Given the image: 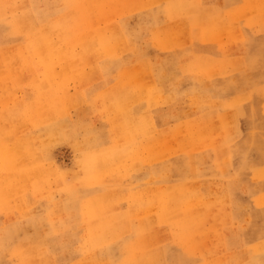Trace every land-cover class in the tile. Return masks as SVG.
Masks as SVG:
<instances>
[{"label":"rangeland","instance_id":"374dc122","mask_svg":"<svg viewBox=\"0 0 264 264\" xmlns=\"http://www.w3.org/2000/svg\"><path fill=\"white\" fill-rule=\"evenodd\" d=\"M166 2L200 24L201 0H0V264H264V0L204 10L214 70L147 47Z\"/></svg>","mask_w":264,"mask_h":264},{"label":"crops","instance_id":"0c3cea01","mask_svg":"<svg viewBox=\"0 0 264 264\" xmlns=\"http://www.w3.org/2000/svg\"><path fill=\"white\" fill-rule=\"evenodd\" d=\"M244 1L245 0H201L200 5L203 4L204 6L202 5L203 9H202V11L200 13V17H199L200 24H195V27L192 25V22H195V19L193 18V14H192L193 9L187 8L186 13L183 11H178V12L172 14L170 12V10L168 9L169 3H167V2L163 3V5L160 7V9L164 10L165 23L160 28H158L159 29V35L156 37V39H154V38H153V40L150 39V43H149V45H147V47L150 50H152L153 53H156V54H159L165 50L174 49L176 54H178L179 59H180V57H182L181 54L183 55V57L188 59V61L185 60V61H187V63H184V65L186 64L185 66L189 69L191 66H193V68H199L200 67V68L213 69V67L211 65H215V64L219 65L222 62L228 61V59L226 57V53L224 54L225 56L221 55L223 53L222 49H221L222 53L218 54L216 51H214V47H211L210 49H208L207 48L208 46L204 47V45H200L203 42H201V43L198 42V38H199V41L200 40H202V41L208 40L211 43H216L218 41L217 38L211 39V36L215 37L217 35L214 34L210 29L206 28L204 25L205 21H206L205 15H203L204 10H206V12H208V16H209L208 19L213 20V21L215 19L212 17V12H210L211 7H213V9L218 8L220 10L219 12H223V16L230 18L231 15L233 16V12L236 9H238L242 4H245V3H243ZM195 7H197V6L195 5L194 8ZM152 20L154 21V19H152ZM243 21H244V19H243ZM240 23H242V21H241V19H238V29L242 33L244 30L240 29V26H241ZM176 24L181 25L182 28L184 27L182 29V31H184V34H186L185 30L187 29V34L184 36H186V38L189 37V41H188V47L186 46L185 49H183L182 47L180 48L177 43H170V39L172 38V35L175 34L176 31H180V29L179 30L175 29V31H174L173 26ZM148 29H150L149 26H148ZM203 31L205 33H203ZM252 31L253 32L257 31V29L252 30ZM229 36L231 37L232 35H229ZM195 41L197 43H195ZM135 48H136V46H135ZM139 49L140 48H137V49L131 48L129 51L132 54L133 53L135 54V52L136 53L137 52L138 53L139 52L144 53L143 48H142V50L141 49L139 50ZM145 61L148 63V65L150 66L151 69L156 70V66L151 62L150 59H146V60H142V61L138 59L136 61H133L132 63L133 64L135 63V65L130 66V67L132 68V67H135L138 65H144L146 63ZM208 63L211 65H209ZM191 72H193L192 69H191ZM193 73L195 74V76H194L195 79L193 80V84H195L197 86V88H200L201 90H203V87L205 88V91L202 93V98H206V99L209 98L212 101H218L216 99H223L219 96L214 95L215 93L211 90H208V87H210V82H211V85H213L215 81H219V80H224L223 82L226 83L225 79H221L222 77H215L213 75V73H209V72L205 73V74H203L202 72L201 73L193 72ZM153 77L155 78V80L157 82L158 88L162 90L163 88L159 84H163L164 81H161L160 79H156V74L154 75V71H153ZM157 78H159V77H157ZM232 98H234V97L230 96L227 98V100L231 101ZM223 100H225V99H223ZM140 103H141V105L138 107L137 112H142L143 111L142 109H144V106L142 105L143 102H140ZM145 107L148 108L147 109L148 113L151 115V117L153 119L152 127L154 128V130L156 132L164 130V128L167 125H169V118L163 117V114H162L163 109H156L159 107L158 106L152 107L149 102L146 103ZM232 109H230V110L231 111L235 110L234 107ZM227 111H229V109H227L226 112ZM165 113H167V112H165ZM185 174H186V176L188 175V173H186V172H185ZM186 178L187 177H185L184 180H187ZM200 185L202 186V180L199 183V191L201 192V194L203 196H207L201 191ZM162 186H164V185H161V187ZM224 194L225 193L216 194V195H219L216 197L218 199L226 198L227 195H224Z\"/></svg>","mask_w":264,"mask_h":264},{"label":"bare ground","instance_id":"6f19581e","mask_svg":"<svg viewBox=\"0 0 264 264\" xmlns=\"http://www.w3.org/2000/svg\"><path fill=\"white\" fill-rule=\"evenodd\" d=\"M120 1H123V0H120ZM128 1H129V0H128ZM99 2H100V1H99ZM93 3H94V2H93ZM114 6H115V5H114ZM108 9H109V8H108ZM111 13H112V12H111ZM108 16H109V15H108ZM111 16H112V15H111ZM111 16H110V17H111ZM91 18H92V17H91ZM57 19H58V18H57ZM60 32H61V31H60ZM97 33H99V32L97 31ZM46 34H47V33H46ZM51 34H52V33H51ZM59 34H60V33H59ZM87 37H89V36H87ZM77 40H78V39H77ZM77 40H76V41H77ZM71 42H72V41H71ZM88 42H89V41H88ZM73 43H74V42H73ZM90 43H91V42H90ZM69 44H70V43H69ZM71 44H72V43H71ZM71 44H70V46H71ZM75 44H77V43H75ZM73 45H74V44H73ZM88 45H89V44H88ZM89 46H90V45H89ZM95 46H96V45H95ZM63 47H64V46H63ZM66 48H67V47H66ZM66 48H65V49H66ZM70 49H71V48H70ZM87 49H88V48H87ZM89 49H90V48H89ZM62 50H64V49H62ZM61 53H62V52H61ZM66 53H67V52H66ZM78 53H79V52H78ZM87 53H88V52H87ZM67 54H68V56L70 55L69 53H67ZM71 54L73 55V53H71ZM74 56H75V55H74ZM74 56H73V59H75ZM59 57H60V56H59ZM59 57H58V58H59ZM8 59H9V58H8ZM61 59H62V58H61ZM6 60H7V59H6ZM9 63H10V62H9ZM71 63H74V60H73V62H70L69 64H71ZM10 67H11V66H10ZM0 68H2V67H0ZM3 73H4V72H3ZM3 73H2V74H3ZM5 78H7V77H4L3 79L5 80ZM77 78H78V77H77Z\"/></svg>","mask_w":264,"mask_h":264}]
</instances>
